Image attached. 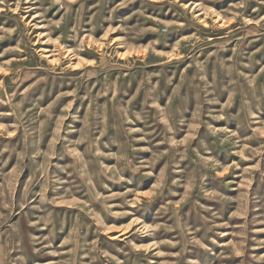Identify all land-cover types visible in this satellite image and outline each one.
Segmentation results:
<instances>
[{
	"label": "rangeland",
	"instance_id": "1",
	"mask_svg": "<svg viewBox=\"0 0 264 264\" xmlns=\"http://www.w3.org/2000/svg\"><path fill=\"white\" fill-rule=\"evenodd\" d=\"M0 264H264V0H0Z\"/></svg>",
	"mask_w": 264,
	"mask_h": 264
}]
</instances>
